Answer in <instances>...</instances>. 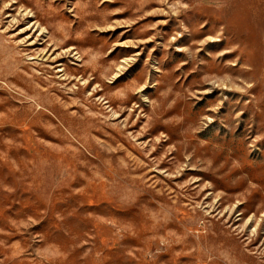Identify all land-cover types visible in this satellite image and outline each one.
<instances>
[{"label": "rangeland", "instance_id": "1", "mask_svg": "<svg viewBox=\"0 0 264 264\" xmlns=\"http://www.w3.org/2000/svg\"><path fill=\"white\" fill-rule=\"evenodd\" d=\"M0 264H264V0H0Z\"/></svg>", "mask_w": 264, "mask_h": 264}]
</instances>
